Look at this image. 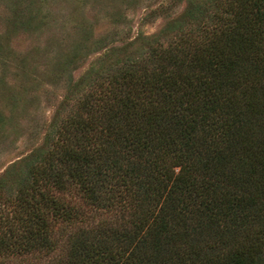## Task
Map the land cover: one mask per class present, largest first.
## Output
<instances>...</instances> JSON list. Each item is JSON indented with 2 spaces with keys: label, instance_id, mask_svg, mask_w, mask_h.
Segmentation results:
<instances>
[{
  "label": "trees",
  "instance_id": "trees-1",
  "mask_svg": "<svg viewBox=\"0 0 264 264\" xmlns=\"http://www.w3.org/2000/svg\"><path fill=\"white\" fill-rule=\"evenodd\" d=\"M183 17L70 81L0 181V264H264V0Z\"/></svg>",
  "mask_w": 264,
  "mask_h": 264
},
{
  "label": "rangeland",
  "instance_id": "rangeland-1",
  "mask_svg": "<svg viewBox=\"0 0 264 264\" xmlns=\"http://www.w3.org/2000/svg\"><path fill=\"white\" fill-rule=\"evenodd\" d=\"M189 1L0 0V181L43 145L57 110L69 112L70 81L175 37Z\"/></svg>",
  "mask_w": 264,
  "mask_h": 264
}]
</instances>
